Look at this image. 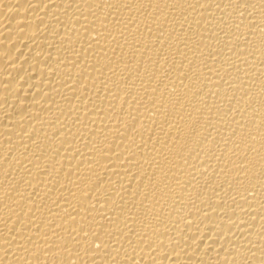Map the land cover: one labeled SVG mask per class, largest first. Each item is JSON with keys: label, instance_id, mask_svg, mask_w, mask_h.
Instances as JSON below:
<instances>
[{"label": "bare ground", "instance_id": "6f19581e", "mask_svg": "<svg viewBox=\"0 0 264 264\" xmlns=\"http://www.w3.org/2000/svg\"><path fill=\"white\" fill-rule=\"evenodd\" d=\"M0 264H264V0H0Z\"/></svg>", "mask_w": 264, "mask_h": 264}]
</instances>
